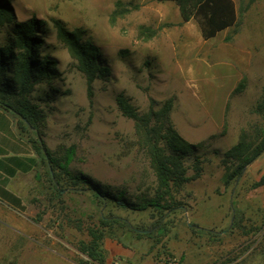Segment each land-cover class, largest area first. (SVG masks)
<instances>
[{
	"label": "rangeland",
	"instance_id": "1",
	"mask_svg": "<svg viewBox=\"0 0 264 264\" xmlns=\"http://www.w3.org/2000/svg\"><path fill=\"white\" fill-rule=\"evenodd\" d=\"M4 1L0 48L10 44L15 24L42 22L35 57L48 73L35 74L27 95L39 110L32 138L51 158L103 192H122L133 204L151 199L155 177L133 120L116 100L142 114L151 101L157 109L171 99V125L196 146L201 173L171 186L169 203L176 208L158 213L101 206L80 186H59V196L41 167L22 212L0 204V264H92L81 248L100 217L120 218L151 234L124 235L123 246L116 239L123 229L106 228L105 264H264V185L253 186L262 172L252 163L226 185L222 164L240 132L263 122L253 109L264 94V0H232L237 26L206 41L172 2ZM80 45L96 49L88 53L95 54L94 65L82 63ZM11 70L0 75V84L12 80ZM9 84L18 90L14 79ZM182 161L191 176L193 157ZM157 221L164 234L154 229Z\"/></svg>",
	"mask_w": 264,
	"mask_h": 264
},
{
	"label": "trees",
	"instance_id": "2",
	"mask_svg": "<svg viewBox=\"0 0 264 264\" xmlns=\"http://www.w3.org/2000/svg\"><path fill=\"white\" fill-rule=\"evenodd\" d=\"M154 1L172 2L177 7L183 22L195 21L204 41L210 40L238 24V15L232 0ZM7 6L6 1L0 0V20L5 17ZM41 23V21L32 18L26 22L15 24L11 30L10 44L7 48H0V75L5 74L11 68L10 72L13 76L11 81L13 79L16 81L15 88L18 89L14 91V86L10 85L11 81L8 80L0 84V107L18 117L20 131L29 135L33 149L39 154L41 164H44L47 169L48 182L53 192L60 196L59 186H80L90 191L101 206L111 202L118 208L135 211L152 208L158 213H163L174 210L176 206L169 203L171 201L170 187H178L198 178L201 168L199 158L194 156L196 146L181 138L171 125L169 117L172 109L171 99L162 102L157 109H154V102L151 101L148 110L142 114L136 112L123 98L118 97L116 100L122 114L134 122L138 146L145 153L157 184L154 197L143 200L142 203L133 204L126 201L122 192L114 195L103 192L88 177L71 174L67 170L66 162L58 163L45 152L37 138H32L33 135L38 136L37 114L39 110L30 104L27 94L35 83V74L48 73L46 67H40V62L35 57V48L41 44V40L36 36V29ZM16 48L21 50L18 56L14 53ZM77 51H79L80 60L84 65H94L95 54L90 58L88 53H92V51L95 53V48L89 45H80L77 47ZM253 111L260 116L262 124L256 128L242 130L237 143L222 154L224 157L222 160L223 182L226 185L240 178L246 167L264 152V94ZM185 156L193 157V174L191 176L186 175L187 169L182 161ZM262 185H264V172L253 184L254 187ZM98 222L96 226L89 229L90 240L81 248V252L92 264H105L103 237L106 228L116 225L123 229L121 236L116 237L123 246H126L122 240L124 235L130 238L134 236L136 239L143 234L151 235L146 231L133 230L125 220L120 218L110 217V220H107L100 217ZM153 227L158 231L157 234L166 232L165 225L159 221L155 222Z\"/></svg>",
	"mask_w": 264,
	"mask_h": 264
},
{
	"label": "crops",
	"instance_id": "3",
	"mask_svg": "<svg viewBox=\"0 0 264 264\" xmlns=\"http://www.w3.org/2000/svg\"><path fill=\"white\" fill-rule=\"evenodd\" d=\"M18 122L16 115L0 107V204L22 212L32 197L41 167L46 168ZM253 164L264 172V152Z\"/></svg>",
	"mask_w": 264,
	"mask_h": 264
}]
</instances>
